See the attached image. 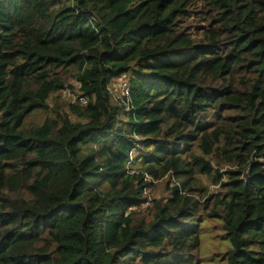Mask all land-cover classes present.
<instances>
[{
  "label": "trees",
  "instance_id": "16d2710c",
  "mask_svg": "<svg viewBox=\"0 0 264 264\" xmlns=\"http://www.w3.org/2000/svg\"><path fill=\"white\" fill-rule=\"evenodd\" d=\"M205 218L264 264V0H0V264H182Z\"/></svg>",
  "mask_w": 264,
  "mask_h": 264
},
{
  "label": "rangeland",
  "instance_id": "374dc122",
  "mask_svg": "<svg viewBox=\"0 0 264 264\" xmlns=\"http://www.w3.org/2000/svg\"><path fill=\"white\" fill-rule=\"evenodd\" d=\"M126 82L125 77L117 78L112 80L109 85V88L113 92L114 95H120L121 93V83ZM69 85L73 88L76 86L75 82L72 80L69 81ZM60 99L67 100L73 99L74 93L71 92V89H67L64 92L59 94ZM165 178L152 180L151 185L149 186V190L145 193L149 202H144L142 206L152 205V200H166L168 195V190L165 187ZM204 183L207 184L209 193L216 194L219 190V184H210L208 180L204 179ZM195 196L202 200V197L195 192ZM219 220L205 218L200 223L199 228V238H200V246L197 251H195L192 256L186 257L183 260L182 264H225V260L222 259V254L224 253L228 242L225 239L220 237V229H219Z\"/></svg>",
  "mask_w": 264,
  "mask_h": 264
},
{
  "label": "built area",
  "instance_id": "2783aa9c",
  "mask_svg": "<svg viewBox=\"0 0 264 264\" xmlns=\"http://www.w3.org/2000/svg\"><path fill=\"white\" fill-rule=\"evenodd\" d=\"M122 89H123V93H127V91L129 90V88H128V86H127V82H124L123 84H122ZM79 101L81 102V103H85V99L84 98H79Z\"/></svg>",
  "mask_w": 264,
  "mask_h": 264
}]
</instances>
